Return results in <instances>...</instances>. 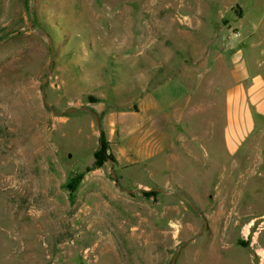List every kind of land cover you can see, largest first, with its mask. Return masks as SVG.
I'll return each instance as SVG.
<instances>
[{"label": "rangeland", "instance_id": "374dc122", "mask_svg": "<svg viewBox=\"0 0 264 264\" xmlns=\"http://www.w3.org/2000/svg\"><path fill=\"white\" fill-rule=\"evenodd\" d=\"M240 56L264 0H0V264H264V119L219 153Z\"/></svg>", "mask_w": 264, "mask_h": 264}, {"label": "crops", "instance_id": "0c3cea01", "mask_svg": "<svg viewBox=\"0 0 264 264\" xmlns=\"http://www.w3.org/2000/svg\"><path fill=\"white\" fill-rule=\"evenodd\" d=\"M258 64L256 68H251L243 56L234 61V82L227 90L226 119L223 125L222 149L219 150L226 157L237 153L256 129L258 120L264 119V66L262 63ZM151 105L156 111L160 110L158 101ZM151 150L152 147L148 146L147 151Z\"/></svg>", "mask_w": 264, "mask_h": 264}, {"label": "trees", "instance_id": "16d2710c", "mask_svg": "<svg viewBox=\"0 0 264 264\" xmlns=\"http://www.w3.org/2000/svg\"><path fill=\"white\" fill-rule=\"evenodd\" d=\"M108 150V143L103 139L102 141V146H101V150L98 152V157H99V160H102L104 159L105 155H106V152ZM112 159H114V157L111 156ZM78 178V177H77ZM79 179H75L72 181V183L69 184V187L71 189H74L76 187V184L78 182Z\"/></svg>", "mask_w": 264, "mask_h": 264}, {"label": "water", "instance_id": "95a60500", "mask_svg": "<svg viewBox=\"0 0 264 264\" xmlns=\"http://www.w3.org/2000/svg\"><path fill=\"white\" fill-rule=\"evenodd\" d=\"M93 114L95 115V117H96V121H97V124H98V126L100 125V119H99V117H98V114L97 113H94L93 112Z\"/></svg>", "mask_w": 264, "mask_h": 264}]
</instances>
